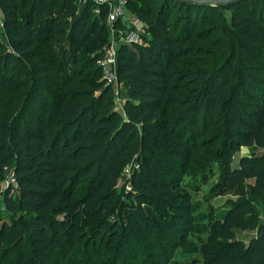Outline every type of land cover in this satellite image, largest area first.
Masks as SVG:
<instances>
[{
    "label": "trees",
    "instance_id": "obj_1",
    "mask_svg": "<svg viewBox=\"0 0 264 264\" xmlns=\"http://www.w3.org/2000/svg\"><path fill=\"white\" fill-rule=\"evenodd\" d=\"M61 2L0 0V181L20 187L0 264H264V0H136L149 38L118 52L125 116L85 50L109 6Z\"/></svg>",
    "mask_w": 264,
    "mask_h": 264
},
{
    "label": "built area",
    "instance_id": "obj_2",
    "mask_svg": "<svg viewBox=\"0 0 264 264\" xmlns=\"http://www.w3.org/2000/svg\"><path fill=\"white\" fill-rule=\"evenodd\" d=\"M86 3L88 0H81ZM97 5H108L109 13L107 21L113 33L110 45L104 51V56L98 61L102 70L103 80L116 88L118 85V52L123 45L134 47L136 45H145L149 38L148 26L135 14L128 11L124 0H92ZM99 13V9H96ZM4 25L0 22V27ZM10 183L8 188L12 187V193L19 192V184L12 171H8ZM7 188V189H8ZM1 210V208H0Z\"/></svg>",
    "mask_w": 264,
    "mask_h": 264
},
{
    "label": "rangeland",
    "instance_id": "obj_3",
    "mask_svg": "<svg viewBox=\"0 0 264 264\" xmlns=\"http://www.w3.org/2000/svg\"><path fill=\"white\" fill-rule=\"evenodd\" d=\"M61 1L62 0H49L51 5L54 7L57 6L58 9L61 8V5H62ZM124 2H126L128 11L130 13L134 14L133 10H131V5L136 4V0H124ZM81 3H83V1H81ZM79 5H81V4L79 3ZM221 13H223V15L226 18H230V12L229 11H226V10L224 11L221 9ZM3 19H4V16H3L2 10L0 8V22L2 24H3ZM19 35L21 36V38L24 37L22 32H21V34H16V37ZM112 38H113V33H112L110 26H109V23L107 21L106 31H105L104 37L101 39H98V40H94V39L92 40L91 39L88 42L89 45L86 47L85 50L89 54H92L95 51L100 50V49H103L105 51L106 47L108 45H110ZM0 39L2 41H4L6 43V45L10 46V43H9L10 38L7 34V30L5 31V28H3V27H0ZM25 39H26V37H25ZM96 43H99V44H96ZM35 47H36V44H32V45H29L27 47L20 48V50L21 51H27V50L35 48ZM114 98H115V103H116L115 109L122 116H125L126 115V109H125L126 90H125L123 82L120 80V78L118 80V85L114 89ZM249 153H250V149L243 148L240 153H237L235 155V164L240 160L241 156H243L244 154H249ZM257 153H259V154L264 153V149H258ZM130 175H131V172H128L127 176L125 178H123V180H121V182H120L119 187L124 188L125 189L124 191H133L132 182H131V180H129ZM252 181L253 180H249V182H252ZM9 183H10V175L6 172L3 180L0 181V208H1V210H0V223L2 222V219L4 217L3 213L5 210L4 205H3V194H4L5 190H7ZM236 199H237L236 196L229 195V196H225V197H218V198L212 200V204L214 206L215 218L217 220H222L224 218V216L226 215V213L228 212L229 201L230 200H236ZM261 209H262V222H264V208L261 207ZM11 220L9 218V221H11ZM235 233H236L237 238L239 240L244 241L246 244H248L251 241V239H253L257 235L256 230H250V229L242 230V229L236 228Z\"/></svg>",
    "mask_w": 264,
    "mask_h": 264
},
{
    "label": "water",
    "instance_id": "obj_4",
    "mask_svg": "<svg viewBox=\"0 0 264 264\" xmlns=\"http://www.w3.org/2000/svg\"><path fill=\"white\" fill-rule=\"evenodd\" d=\"M186 4H198V5H218V4H228L236 2L238 0H175Z\"/></svg>",
    "mask_w": 264,
    "mask_h": 264
}]
</instances>
